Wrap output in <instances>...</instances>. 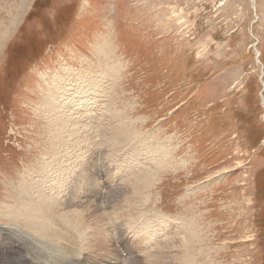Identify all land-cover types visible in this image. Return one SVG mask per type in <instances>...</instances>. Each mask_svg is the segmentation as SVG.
Here are the masks:
<instances>
[{"label": "rangeland", "instance_id": "1", "mask_svg": "<svg viewBox=\"0 0 264 264\" xmlns=\"http://www.w3.org/2000/svg\"><path fill=\"white\" fill-rule=\"evenodd\" d=\"M60 79L71 84L64 97L54 88ZM53 104L77 113L80 134H95L81 146V177H67L62 196L79 192L77 211L112 218L94 225L113 243L119 231L141 235L132 234L138 223L115 216L116 200L140 185L131 184L136 176L159 169L140 216L155 210L172 227L193 220L198 264H264V0H0V264L21 260L23 243L37 236L3 214L20 181L47 175L63 155L71 169L78 161L66 144L75 129L61 142ZM170 229L154 234L157 247L175 235ZM54 235L84 248L85 232L49 226L37 239L54 246ZM144 247L150 258L139 264L163 249L159 264L183 260L172 245Z\"/></svg>", "mask_w": 264, "mask_h": 264}, {"label": "bare ground", "instance_id": "2", "mask_svg": "<svg viewBox=\"0 0 264 264\" xmlns=\"http://www.w3.org/2000/svg\"><path fill=\"white\" fill-rule=\"evenodd\" d=\"M96 80H99V79H95V81ZM80 82H78V85L76 88L74 87L76 89L75 91L79 95H81L83 93L82 92L83 90L85 91L83 83H82V85H83L82 86L81 84H79ZM93 83H94V81H93ZM65 84H67L68 86L71 87V84L69 83V81L65 82L64 80L60 79V80L55 82L54 88L58 89V92H59L60 96H62V97L65 96L64 92H66L65 91L66 89L63 88L64 86H62ZM88 86H85V88H87ZM96 86H98V84ZM104 86L106 87V85H104ZM89 90L90 89H88V91ZM53 93H52V95H53ZM55 95H58V94L55 93ZM55 97L53 99H55ZM90 98H92V97H90ZM59 99L60 98H58V100ZM63 103H65V102H63ZM52 107L48 108V109H52V119L50 118V120H52L54 122V126L56 127V129H59L61 131V135L59 136V137H61V142H63L67 138V137L65 138V135H66L65 133L69 134V131L72 130V128L75 129L72 131L74 133V134L72 133L73 139L71 138L72 140H70V138H69L70 142H67L66 144L71 145L73 147V152H75V155H74V157L72 156V159L76 157L78 161L75 164H73L74 168L71 169L68 167V165H66V164H68L66 162L67 160L65 162L62 161V158H66L67 156H69V154H67V156L63 155V157L56 159L55 162L52 161L53 163H51L49 166H47V168H46L47 170H48V168L51 169L47 175H45L46 172H45V174L43 173L44 175L38 173L41 176L32 178L34 176L33 175L32 177L28 178V180L22 179V181H20L21 182L20 186L18 187V189L17 188L15 189V190H17L16 195H14L16 198H14V199L10 198L11 200L6 201L8 203V206L4 207L5 213H3V214L5 215L6 218H8V221L10 219L13 222L16 221V223L21 222V223H23V225H26V227H28V229L29 228H30V230L33 229L32 230V231H34L33 233H35L37 236L35 237L34 244L33 243H27V242L23 243L24 249H27V250H24L23 254L20 255L21 260L18 258V256L15 255L16 257H14L13 260L12 259L8 260V261H6V263L22 264L25 262L31 263V261H32L33 264H137V263L139 264V261L141 259H143V257H145V259L150 258V255L148 253V249L145 248L144 245L150 246L151 248L153 247V248H159V249L160 248L163 249L166 246L172 245V249H176L175 250L176 256L182 257L183 260H185L184 262L182 260L181 264H198L200 256L196 253L195 249L200 243H197V241L195 239L196 229H195V225H194L195 223L192 224L193 220L190 221L191 223H189V222H187V220L185 221L184 219L183 220L181 219L182 222L179 223V225L172 227V223L170 221V218H169V220L166 219L159 212H157V211L155 212V210L153 211L154 215H152V217L148 216V218L145 216H140L142 214L141 213L138 214V212L136 211L139 207L141 208V207L147 206L146 202H148L149 200L147 198L146 191L149 192V190L157 183V181H158L157 177L160 173L159 169L158 170L154 169V170H151L150 172H147L146 174L143 173L144 175L139 174L138 176H136L135 177L136 179H134L131 182V184H132V186H134L135 182L137 180H140V182H139L140 185H138L136 188H134L133 192L128 197L116 200V203H117V208H116L117 210L116 211L117 212L116 211L114 212L115 216L117 214V217H118V215L120 214L121 217H119V218L121 220L124 217L126 219V220H124V222H126V226L127 227L129 226L132 229L138 223L139 226L136 229H133V233H132L135 235L137 233H140L141 235H139L138 237L134 236L133 238L132 237L130 238L127 235L121 236L123 234V231H119L121 239L119 241L116 240V242L113 243V241L111 239L112 233L110 234V236H106L103 233V229H102L103 227L102 226H101L102 228H100V227H97L94 225V224H96L94 220L98 219L105 226H108V223L112 222L111 221L112 218L105 217L104 215L89 216L91 214H84V213H80V211H77L76 208H78L82 205V201H80L81 194H80V196L77 195L79 192L76 195H70L69 197H68L69 194L68 195L64 194V196H62L63 192L65 191V190L63 191V189L65 188V185H66L63 182L65 180H67V177L69 179L72 177V179H74V180H76V177H73L74 174H75V176L81 177V172H82L81 168H82V164H83L82 160H81V155H83V153L81 154V150H82L81 146L84 144L86 145L88 141H89V144L93 145V143H95V134L93 133L91 136L90 134H88L89 131H85L83 134L81 133L82 135L80 134V130L82 129L81 127L83 124L79 125V122L75 120V119H79V117L76 116L77 115L76 112L73 113L74 118L72 117V115H70L72 117L71 118L66 114V111H64V110L62 111L61 108L59 109V106H54V104H53ZM99 108H100V106H99ZM69 110L70 109H68V111ZM56 111L58 112V114L60 116L54 115V113ZM45 117H46V115H45ZM72 119H74L75 121L73 120L71 122ZM50 124H51V121H50ZM103 126H105V125H103ZM114 129H115V127H114ZM117 129H119V128H117ZM130 133H131V131H130ZM54 136H56V135H54ZM69 137H71V136H69ZM112 140H113V138H112ZM114 140H115V138H114ZM98 142L100 143L101 141H98ZM117 145H118V143H117ZM141 145L143 146V144H141ZM63 148L65 149V152H66L67 148L64 144L61 145V152H63ZM136 149H137V147H136ZM124 151H123V153H124ZM59 154L61 155V153H59ZM126 154H127V152H126ZM168 154H170V152ZM133 155H134V153H133ZM146 155L144 152V156H146ZM45 158H46V154H45ZM131 158H133V157H131ZM164 158H166V157H164ZM46 160H47V158H46ZM156 160H155V162H156ZM168 160H169V156H168ZM77 165H78V167H77L78 172H75L74 170H75ZM165 165H167V164H165ZM161 166L163 167V165H161ZM40 168H41V166H40ZM157 168H159V167H157ZM43 169L45 170V167ZM133 171H134V169H133ZM39 172L41 173L44 171L39 170ZM144 172H146V171H144ZM20 178H21V176H20ZM81 183H82V181H81ZM26 184H29V185L31 184V185L27 186ZM69 184H71V183L69 182ZM69 188H70V186H69ZM78 188L80 189V187H78ZM65 189H67V186ZM74 190H77V188ZM68 193H70V192H68ZM72 194H75V191ZM93 194L95 196L97 195L96 193L92 192V195ZM122 201H126V203H128V206L124 208V211L122 208V207H124V205H121ZM99 208H97V209H99ZM102 209H103V207H102ZM96 212H97V210H96ZM110 213H111V215L113 214L112 211ZM107 214H108V212H107ZM1 215H2V213H1ZM57 216L59 217V219L61 218L60 219L61 222H56V219L58 218ZM107 216H109V215H107ZM138 216H140V217H138ZM59 219H58V221H59ZM141 219H143V222L146 225H148L147 229L140 226L139 221ZM121 220H119V221H121ZM175 221H177V219H175ZM99 224L97 223V225H99ZM169 224H170V227H168V228H171L170 230L176 231L175 235L171 238L168 237L169 240H167L166 242H163V243H168L165 247L162 248L163 243H161L160 247H157L158 238L155 237V235H163L164 236V234L166 233V231L168 229L167 226H169ZM12 225H14V224H12ZM49 226H51V228L56 232L66 231L67 229L71 230L75 235H77V234L84 235V232H85L86 236H84V238H82L83 240L80 242V246L82 244V246H84V248H82V247L79 248V246H77V244L69 243V242H66L64 240H61L63 238L59 239L56 235L53 236V237H56V240H57V242L54 246H48V245L44 244V242H46L47 240L46 241L39 240V239H37V237H43L45 230L48 229ZM21 227H23V226H21ZM92 227H94V228H92ZM13 228H16V227H13ZM118 228H120V227L117 226L116 229H118ZM89 229H91V232H88ZM15 230H17V229H15ZM150 230L152 232H150ZM152 235H154V237ZM180 235H182V236L184 235L185 237L183 239H179L178 237ZM6 238H8V237H6ZM51 238L52 237H50V239ZM17 240H19V239H17ZM92 241H95V243L91 244ZM48 243L49 242H47V244ZM88 247H91V249H89ZM117 247L118 248L122 247L123 249L126 250V252H127V258L126 259L124 258L125 257L124 256L125 251L118 250ZM163 251H164V249H163ZM162 252H161V256L157 260L149 261L148 264H159V261L165 255V253H162ZM27 253H29L31 259H28L27 255H26ZM42 253H44V254H42ZM134 254H135V256H134Z\"/></svg>", "mask_w": 264, "mask_h": 264}, {"label": "water", "instance_id": "3", "mask_svg": "<svg viewBox=\"0 0 264 264\" xmlns=\"http://www.w3.org/2000/svg\"><path fill=\"white\" fill-rule=\"evenodd\" d=\"M263 108H264V104H263Z\"/></svg>", "mask_w": 264, "mask_h": 264}]
</instances>
